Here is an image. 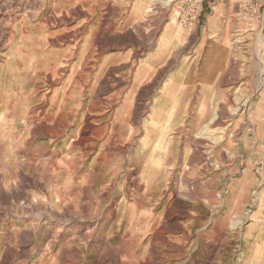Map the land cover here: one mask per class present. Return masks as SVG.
Wrapping results in <instances>:
<instances>
[{"label":"rangeland","instance_id":"obj_1","mask_svg":"<svg viewBox=\"0 0 264 264\" xmlns=\"http://www.w3.org/2000/svg\"><path fill=\"white\" fill-rule=\"evenodd\" d=\"M79 1L91 15L71 48L64 33L85 17L59 0H0V264H155L147 249L112 258L139 245L131 233L152 238L135 229L140 215H155L157 231L167 214L186 235L168 233L161 264H264L260 3L177 0L180 15L173 0ZM94 27L103 52L83 47ZM211 50L230 62L205 85ZM55 58L64 69L50 87L32 64ZM112 70L126 83L105 90ZM31 94L54 120H24L40 106ZM87 113L98 116L92 149L80 144Z\"/></svg>","mask_w":264,"mask_h":264},{"label":"bare ground","instance_id":"obj_2","mask_svg":"<svg viewBox=\"0 0 264 264\" xmlns=\"http://www.w3.org/2000/svg\"><path fill=\"white\" fill-rule=\"evenodd\" d=\"M60 2H62L63 4V8H66L67 9H72L71 11L74 13L73 15L75 16V18H78V19H82L83 17H85L82 22H78L76 24V26L74 25V22H71V19L69 18L68 14L67 13L66 15L67 16H63L65 17L64 19H66V24H65V27H66V30L69 26H72V30H70L69 32H65L64 34V41L69 44L71 46V48H76L79 44V42L83 39L82 37L84 36V34H86V26H87V20L86 19L88 16L91 15V12H90V9L88 7V4L87 3H81L79 0L77 1H73V0H59ZM159 1V0H158ZM195 3H200L201 1L200 0H194ZM61 4V3H59ZM173 4L174 5V12H176L177 14L179 13L181 15V12H180V8H179V3L177 0H173ZM201 7V6H200ZM93 9V8H92ZM68 12V11H67ZM63 13V12H62ZM93 14V13H92ZM70 15V14H69ZM72 15V14H71ZM72 15V17H73ZM75 18L73 20H75ZM184 20V19H183ZM62 21V20H60ZM59 21V22H60ZM65 22V21H64ZM63 22V23H64ZM62 23V22H61ZM79 25V26H78ZM100 25H102L101 23L96 27L98 30L100 29ZM96 26V25H95ZM182 26V25H181ZM180 26V28H182ZM61 26H59L58 28H60ZM64 27V26H63ZM83 27V28H82ZM99 27V28H98ZM95 27L94 28H91V31H90V36L86 38L85 40V44H84V48L86 49L87 46H92L91 44L92 43H95L96 46H98V50L100 52H103L104 50V47L106 46V42L102 39L103 37L101 36H95L94 37V32H95ZM134 32V31H133ZM138 32H141L138 30ZM130 36L132 35V33L130 32L129 33ZM146 34V32H145ZM97 35V34H95ZM148 35V34H147ZM88 36V35H87ZM144 36V35H143ZM82 42V41H81ZM73 44V45H72ZM87 44V45H86ZM71 55V54H70ZM70 55L69 58H70ZM67 57V56H66ZM68 58V57H67ZM87 60V59H86ZM37 67L34 69V66ZM64 64L57 58L53 59L52 61L50 62H45L44 64H39V63H36L34 62L32 64V70H35V71H38L39 68H44V70H48L49 73L46 75V79H47V83L49 84L50 87H53L56 85V82H57V76H58V71H60V69H64ZM40 72H39V75L40 76ZM188 74V70H186V73L185 75ZM186 76H184V79H185ZM184 81V80H183ZM183 81H181V86H184V83ZM110 82H115L117 83L119 86H123L125 83H126V80L122 79L121 77L117 76V74H115L113 72V70L111 71V75H110V78L109 80L107 81H103L101 84L103 87H105L107 89H109V83ZM185 82V81H184ZM38 85V84H37ZM34 91H36V87H33ZM36 94H31L30 96H28V100L30 101H33V102H30L29 104H36V103H40V106L38 108V111H34L33 114L36 116H32L31 118L27 117L25 118L24 116V120L25 121H28L30 122L31 120L33 119H39V118H42V119H47V118H50L51 120H54L55 118L54 117H51L53 115L52 112H48L46 110V107H45V99L44 97H40L38 95V97L34 96ZM47 98V97H45ZM27 99V98H25ZM28 107V106H27ZM26 107V108H27ZM92 108V107H91ZM64 112V111H63ZM71 114V112H70ZM88 114V113H87ZM86 115V113H85ZM89 115V114H88ZM87 116V115H86ZM96 117L98 116H95V115H89L88 118L86 119V127L83 129L84 130V136L83 138L81 139V142L80 144L85 147V148H88V149H92L94 147L97 146V144L99 143L97 139H94L92 137H95L93 136L92 134V137H90V133L94 132L96 130V124H95V119ZM40 121V120H38ZM85 121V120H84ZM97 138V137H96ZM78 140V139H77ZM108 141H110L109 139H107L106 141H101V146L100 148L102 149L103 147H105L108 143ZM104 143V144H103ZM158 143V142H157ZM157 146V145H156ZM156 148V147H155ZM105 149V148H104ZM155 150V149H154ZM152 152H155V151H152ZM54 154V153H53ZM54 156V155H53ZM51 157V156H50ZM106 157V156H105ZM101 161H105V158L102 156V158L100 159ZM97 161V159H96ZM146 163V162H145ZM152 163V162H151ZM146 167V166H145ZM147 169V167H146ZM133 171V170H132ZM138 171V170H136ZM150 171V170H149ZM148 171V172H149ZM139 172V171H138ZM142 172V171H141ZM132 175H134V172H131ZM137 177L133 178L134 180V185L136 187L137 190L141 189V186L139 184V182H136V179ZM148 178V177H147ZM147 184V183H146ZM178 194V193H177ZM176 194V199H179L178 197L180 195H177ZM87 208V207H86ZM113 209V208H112ZM114 209L112 210V215H111V218L112 219H115L118 217V215H114ZM142 213V212H141ZM182 213V212H181ZM161 216H165V221L162 223V226L161 228L157 231H155V224H154V217L155 215H147V216H143V215H140V217L138 218V221L136 222V226H135V229L136 230H139V231H144V230H147L148 232L152 229L153 230V235H152V238L149 239V240H146V239H143L140 237L139 234H137L136 232L135 233H131V236H132V240H136V243L139 244L137 247H135L133 250H132V253L131 255H126L125 257H122L121 259H119L117 256H114L112 258V261H114L115 263L121 261L122 263H124V260L125 259H134V258H141L140 257V252L142 249H147L151 252V258L148 260V261H153L155 262V264H161L162 260L165 259V256H163L162 252H160L159 250H166V246L169 245L170 243H172L174 241L173 237L171 236H168V233H177L179 231V233H182L183 234V237L186 235V232H185V228H184V224L181 223L180 221L182 220V216H173L171 214H167V215H161ZM189 216V214H188ZM187 216V217H188ZM107 219V218H106ZM156 219V218H155ZM84 222V221H83ZM81 224V226L78 227V229L80 230L81 233H85L83 231H85L84 229H86L85 227L87 225L85 224ZM85 223V222H84ZM94 227V226H93ZM93 229V228H92ZM100 229V228H99ZM149 229V230H148ZM97 230V229H95ZM87 231V230H86ZM91 232V231H90ZM148 232L145 233L148 234ZM88 233V232H86ZM90 234V233H89ZM80 235V234H79ZM124 237V236H123ZM182 237V238H183ZM96 238V237H95ZM95 240V239H94ZM120 241H123L124 238H119ZM96 244V242H95ZM94 246V245H93ZM180 246H177V248H179Z\"/></svg>","mask_w":264,"mask_h":264},{"label":"crops","instance_id":"obj_3","mask_svg":"<svg viewBox=\"0 0 264 264\" xmlns=\"http://www.w3.org/2000/svg\"><path fill=\"white\" fill-rule=\"evenodd\" d=\"M209 40H212V37H210ZM212 51L213 50L209 52L210 55L208 53V57L204 63V67L202 68V72L200 74V76H204V77H200V82H202L205 85H211L219 81L222 78V75L225 73L228 64L230 62V59L219 54L220 52L218 50H216L218 54L217 56H214ZM191 70H192V65L188 70L189 78L191 76L190 73Z\"/></svg>","mask_w":264,"mask_h":264},{"label":"built area","instance_id":"obj_4","mask_svg":"<svg viewBox=\"0 0 264 264\" xmlns=\"http://www.w3.org/2000/svg\"><path fill=\"white\" fill-rule=\"evenodd\" d=\"M201 2H200V5H201V3H202V0H200ZM256 2H258V3H260V7L261 8H263L264 9V0H255Z\"/></svg>","mask_w":264,"mask_h":264}]
</instances>
